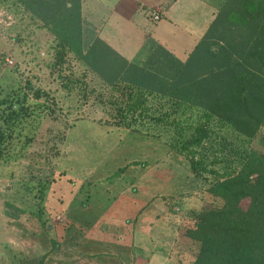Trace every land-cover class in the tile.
I'll return each mask as SVG.
<instances>
[{
    "label": "rangeland",
    "instance_id": "1",
    "mask_svg": "<svg viewBox=\"0 0 264 264\" xmlns=\"http://www.w3.org/2000/svg\"><path fill=\"white\" fill-rule=\"evenodd\" d=\"M214 2L221 44L255 34L232 27L225 0ZM183 51L138 60L148 78L165 75L166 88L168 57L184 62ZM203 112L168 91L105 84L15 0H0V264H134L151 246L140 228L155 224L190 242L168 256L188 264L198 244L184 231L197 211L222 203L209 185L235 174L247 153L264 155V119L246 136ZM196 126L206 133L197 144Z\"/></svg>",
    "mask_w": 264,
    "mask_h": 264
},
{
    "label": "trees",
    "instance_id": "2",
    "mask_svg": "<svg viewBox=\"0 0 264 264\" xmlns=\"http://www.w3.org/2000/svg\"><path fill=\"white\" fill-rule=\"evenodd\" d=\"M15 1L53 35L61 54L71 53L105 84L123 83L128 93L132 87L168 91L174 99L201 108L206 117L217 116L246 136L264 119V74L257 72L258 65L264 66V0H225L222 8L232 27L254 29L255 34L224 39L221 44L212 36L220 19L217 13L184 62L169 55L171 84L166 88L165 75L148 78L142 65L127 61L99 37H85L81 0ZM152 45L154 53L168 55L162 46ZM248 56L253 66H246ZM13 116L10 110L8 117ZM205 136L196 126L191 142L197 144ZM2 139L0 131V143ZM190 168L196 169L192 160ZM208 192L222 203L197 211L194 227L184 231V237L198 244L191 264H264V155L247 153L239 170L212 182Z\"/></svg>",
    "mask_w": 264,
    "mask_h": 264
},
{
    "label": "crops",
    "instance_id": "3",
    "mask_svg": "<svg viewBox=\"0 0 264 264\" xmlns=\"http://www.w3.org/2000/svg\"><path fill=\"white\" fill-rule=\"evenodd\" d=\"M159 10L160 17L151 21L148 11ZM82 25L92 36H97L129 62L148 53L150 44H158L174 57V48H184L183 54L193 48L215 15L214 0H81ZM144 54V55H143ZM182 54V55H183ZM151 246L149 253L134 264H172L169 252L173 251L180 236L172 225H147L139 230ZM167 233V237L163 236ZM151 234V235H150ZM140 239V238H138ZM184 239V238H183ZM165 240V241H164ZM185 241V242H184ZM182 244L191 246L184 239ZM179 244L181 248L185 245ZM158 245V246H157ZM138 248L143 247L138 243ZM146 250V249H145ZM146 250V252H147ZM188 250H190L188 248ZM185 254L184 250H179ZM191 256L189 263L191 264ZM95 263V262H94ZM104 261L103 264H106Z\"/></svg>",
    "mask_w": 264,
    "mask_h": 264
},
{
    "label": "built area",
    "instance_id": "4",
    "mask_svg": "<svg viewBox=\"0 0 264 264\" xmlns=\"http://www.w3.org/2000/svg\"><path fill=\"white\" fill-rule=\"evenodd\" d=\"M148 13L151 21H157L160 17L159 10L157 8L150 9Z\"/></svg>",
    "mask_w": 264,
    "mask_h": 264
}]
</instances>
